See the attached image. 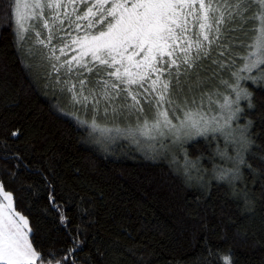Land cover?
Here are the masks:
<instances>
[{
  "label": "trees",
  "instance_id": "16d2710c",
  "mask_svg": "<svg viewBox=\"0 0 264 264\" xmlns=\"http://www.w3.org/2000/svg\"><path fill=\"white\" fill-rule=\"evenodd\" d=\"M59 21L48 27L57 32L54 55H61L62 38L70 40L71 29ZM29 25L25 33L37 30ZM257 25L230 24L235 30H225L220 41L225 56L212 45L210 57L195 69L202 79L214 69L217 75L201 87L184 82V76L176 87L174 79L176 101L191 107L195 98L202 114L224 125L229 113L221 105L225 97L235 100V93L221 80L234 82L227 68L232 49L243 55L241 42ZM19 36L11 0H0V185L27 218L34 248L45 257L55 253L61 264H225L226 257L230 264H264V80L240 81L252 106L240 99L241 111L222 132L175 142L165 137L162 146L159 137L94 132V117L102 128L135 129L155 109L142 100L145 112L129 114L119 107L122 97L117 112L104 102L97 111L94 101L69 107L65 99L73 93L66 87L76 85L79 92L78 79L95 80V73L80 77L83 69L68 72L67 65L43 63L32 41ZM68 74L76 76L70 80Z\"/></svg>",
  "mask_w": 264,
  "mask_h": 264
},
{
  "label": "snow or ice",
  "instance_id": "6c2138e0",
  "mask_svg": "<svg viewBox=\"0 0 264 264\" xmlns=\"http://www.w3.org/2000/svg\"><path fill=\"white\" fill-rule=\"evenodd\" d=\"M11 3L20 33L27 30L25 22L32 19L43 20L45 28L49 27V21L58 20L61 14L69 21L70 40L62 38L63 47L59 52L67 55V50H71L77 54L59 67L67 65L68 72L83 69L78 76L84 77V72H88L95 73L96 77L95 80L88 77L78 79L79 92L76 85L67 89L73 93L74 103L87 107L94 101L92 109L97 111L104 102L117 112L116 100L122 97L119 107L129 110V114L145 112L142 100L155 109L152 119L145 116L142 124L138 120L135 129L102 128L94 117L91 124L94 132L126 131L133 138L138 133L152 140L159 137L162 146L165 137L179 140L222 132L241 111L240 99H249V106H252L251 94L241 87L240 81L264 80V0H33L32 3L11 0ZM79 5H83V9ZM69 6L71 13L67 11ZM237 20H256L258 25L250 29L253 35L241 42L243 55L232 49V60L227 68L232 72L234 82L221 80V83L232 89L235 100L224 98L221 108L228 110L229 114L223 118L224 125H218L216 117L209 119L202 114L195 98L191 100V107L187 100L178 103L172 92V81L175 79L176 87L182 86L181 76L187 78L184 82L195 87L210 82L217 70H212V77L202 79L195 71L202 66L198 62L210 57L212 45L221 48L220 56H225L226 49L220 41L225 37V30H235L228 26ZM60 23L63 24V20ZM73 32L76 35L73 36ZM244 35L247 37L248 31ZM51 40L50 34L47 43ZM38 42L46 46L44 40ZM237 56L239 64L236 63ZM50 59L59 61L54 55ZM212 62L220 69L225 67L221 60L213 59ZM53 69L59 70L56 64ZM192 75L197 77L195 81L191 79ZM205 95L210 99V93ZM200 102L203 103V95ZM234 103L237 107L232 110ZM107 110L106 107L105 112ZM0 195L3 201H7V204L0 201V264H61L55 253L45 257L33 247L27 218L15 210L12 195L4 192L2 185ZM225 264H230L227 257Z\"/></svg>",
  "mask_w": 264,
  "mask_h": 264
},
{
  "label": "rangeland",
  "instance_id": "374dc122",
  "mask_svg": "<svg viewBox=\"0 0 264 264\" xmlns=\"http://www.w3.org/2000/svg\"><path fill=\"white\" fill-rule=\"evenodd\" d=\"M21 2L22 3H32L33 2V0H21ZM70 8H71V6H70ZM13 10H14V13H15V9H14V7H13ZM21 11H25L24 9H21ZM27 11H32V9H28ZM37 11H39V10H37ZM46 12L48 11V10H45ZM61 12H63L64 10L63 9H61L60 10ZM15 20H16V15H15ZM59 20L61 21V20H63V24L62 25H64V28H67V29H70L69 28V22H67V21H65L64 20V16H63V18L62 17H60L59 18ZM30 21L31 20H28V21H26L25 22V25L26 26H28V24H30V25H36L35 27H32L31 29H37V30H28L26 33H25V31H23L22 33H20L21 35H23V39H21V36H19V39H20V41L21 42H23V41H25V40H31L32 41V44H33V47H35L36 49H38V51L40 52V53H42L43 54V56H45V57H42V58H40L39 60L41 61V62H43V63H47L48 65H51L52 63H59V64H62L63 63V58L65 59V60H68V58L67 57H69V55H70V53H68V50H67V55H60L59 53H57V54H55L54 55V53H53V51H52V48H53V44L55 43V38H56V36H57V32H54L53 31V28L52 27H50L51 29H48V28H45V27H43V25L41 24V21L40 20H38V19H33L32 20V22L30 23ZM60 21L58 22V23H60ZM61 24V23H60ZM27 29V28H26ZM37 33H39V36L37 35ZM52 35L53 34V36H52V40H51V43H47L46 42V46H45V44H40L38 41L39 40H48V37H49V35ZM47 45H49V46H47ZM73 47H75V46H73ZM59 48H61V47H59ZM71 51V50H70ZM72 52V55L74 56V55H76L77 53L76 52H74V51H71ZM56 56V57H59V61H57V60H55V59H50V57H52V56ZM70 59V58H69ZM76 75H67V79H70L71 80V78H73V77H75ZM69 87H71V84H69L67 87H66V90H67V88H69ZM68 91V90H67ZM69 92V91H68ZM65 104L67 105H69V107L71 106L72 107V105H74L75 103L73 102V98L72 97H69V96H67V98L65 99ZM81 105V104H80ZM83 105H81V107H82ZM106 138V136L105 135H102V136H100L99 138H98V140L99 141H103L104 139ZM183 138H185V137H183ZM176 140H175V138L173 139V142H175ZM0 201H2L4 204H7V201H3V196L2 195H0Z\"/></svg>",
  "mask_w": 264,
  "mask_h": 264
}]
</instances>
